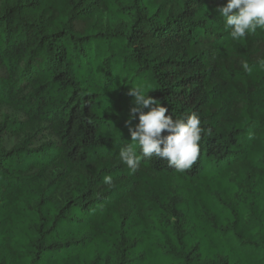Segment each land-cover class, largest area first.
Returning a JSON list of instances; mask_svg holds the SVG:
<instances>
[{"label":"trees","instance_id":"obj_1","mask_svg":"<svg viewBox=\"0 0 264 264\" xmlns=\"http://www.w3.org/2000/svg\"><path fill=\"white\" fill-rule=\"evenodd\" d=\"M0 264H264V0H0Z\"/></svg>","mask_w":264,"mask_h":264},{"label":"rangeland","instance_id":"obj_2","mask_svg":"<svg viewBox=\"0 0 264 264\" xmlns=\"http://www.w3.org/2000/svg\"><path fill=\"white\" fill-rule=\"evenodd\" d=\"M72 186V181H69V183L65 186L64 191L62 193V195L64 196L66 193H68L69 189Z\"/></svg>","mask_w":264,"mask_h":264}]
</instances>
